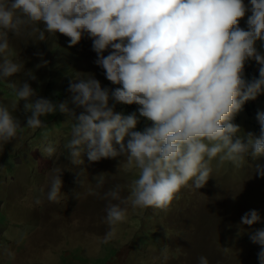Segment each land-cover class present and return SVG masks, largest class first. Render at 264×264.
I'll use <instances>...</instances> for the list:
<instances>
[{"label":"clouds","instance_id":"1","mask_svg":"<svg viewBox=\"0 0 264 264\" xmlns=\"http://www.w3.org/2000/svg\"><path fill=\"white\" fill-rule=\"evenodd\" d=\"M246 13L241 28L238 19ZM26 28L37 41L62 33L69 45L86 35L93 62L117 85L102 87L93 74L72 79L68 98L57 102L38 96L28 82L36 79L34 72L25 71L27 79L19 84L8 81L18 98L12 108L24 101V123L0 104V145L12 141L22 125L37 129L45 124L41 117L59 112L72 121L64 143L71 164L82 163L86 153L89 161L122 157L118 165L136 170L126 195L120 184L96 193L105 200L104 240L126 219L129 205L165 209L182 186L205 185L214 158L235 167L246 157L264 158V111L256 109L264 95V0H0V80L26 70L9 58L10 37ZM248 61H255L258 75L245 76ZM47 63L41 58L37 65ZM117 104L137 107L124 114L114 110ZM247 111L259 124L258 135L231 122ZM140 117L145 124L137 130ZM54 144L42 152L52 157ZM252 169L264 177V162ZM61 172L54 170L49 179V202L60 199ZM103 173L93 177L97 189ZM260 221V212L249 209L238 225ZM246 232L260 246L258 264H264V226ZM197 264H209L208 258L200 255Z\"/></svg>","mask_w":264,"mask_h":264},{"label":"rangeland","instance_id":"2","mask_svg":"<svg viewBox=\"0 0 264 264\" xmlns=\"http://www.w3.org/2000/svg\"><path fill=\"white\" fill-rule=\"evenodd\" d=\"M246 16L238 19L241 28L246 27ZM29 31L26 28L10 37L9 58L24 63L26 70L6 82L0 80V104L22 124L24 101L12 108L18 99L12 83L27 79L25 71L34 72L36 79L28 82L38 96L57 102L68 98L72 79L93 74L102 87L117 86L93 62L96 54L86 35L69 45L70 38L62 33L46 34L45 41H37L35 33ZM38 52L43 57L36 55ZM41 58L48 61L47 65H37ZM244 74L258 75L255 61L245 64ZM263 103H256L257 111H264ZM244 105L250 107L249 102ZM136 107L117 104L114 110L128 114ZM41 119L45 123L42 127L33 130L22 125L12 141L0 145V264H197L200 255L206 256L209 264H258L260 246L250 242L246 230L264 226V177L252 169L264 158L246 157L240 167L214 158L205 185L199 189L191 182L182 186L165 209L133 210L129 205L126 219L114 226L110 239L104 240L109 227L102 219L105 200L96 193L120 184L121 195H126L136 170L118 165L122 157L89 161L86 153L81 154L82 163L71 164L64 143L70 137L72 121L59 112ZM231 122L244 132L259 134V124L248 111ZM144 124L145 118L140 117L137 130ZM49 142H55L52 157L42 152ZM57 169L62 171L60 199L49 202L45 193ZM101 172L105 181L97 189L93 177ZM249 209H257L261 221L238 225Z\"/></svg>","mask_w":264,"mask_h":264},{"label":"trees","instance_id":"3","mask_svg":"<svg viewBox=\"0 0 264 264\" xmlns=\"http://www.w3.org/2000/svg\"><path fill=\"white\" fill-rule=\"evenodd\" d=\"M62 68L63 69H65V68H67V67H65V66H62ZM62 71H64V70H62ZM64 73H66L65 71H64ZM5 81V80H4ZM4 81H2V82H4ZM6 82V81H5ZM63 93V92H62Z\"/></svg>","mask_w":264,"mask_h":264}]
</instances>
